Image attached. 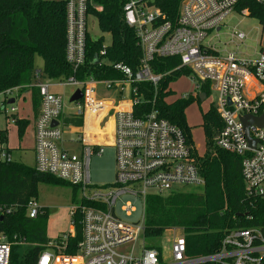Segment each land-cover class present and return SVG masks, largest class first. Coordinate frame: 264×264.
Masks as SVG:
<instances>
[{
  "label": "built area",
  "instance_id": "2783aa9c",
  "mask_svg": "<svg viewBox=\"0 0 264 264\" xmlns=\"http://www.w3.org/2000/svg\"><path fill=\"white\" fill-rule=\"evenodd\" d=\"M161 0H122L124 21L137 34L141 50L137 70L117 63L113 68L122 74L120 81L105 82L107 90L126 91L130 86L134 97L131 110H116L105 101L95 100L98 82L92 77L80 79L87 60L88 0H66V62L71 74L65 84L77 86L83 92V103L77 104L75 117L87 113H109L113 128L116 176L112 185L97 187L92 184L90 162L94 154L103 155L105 146H92L82 139L80 156L60 147L64 130L59 121L64 114L63 99L42 83L41 72L27 88H37L41 98V112L35 125V167L37 174L57 178L82 192L79 204L70 209L73 218L81 216L82 242L75 256L61 253L73 232L65 234L55 249L39 255L37 264H263L264 229L246 228L229 232L219 252L202 257L188 258L184 235L180 228L168 229L173 234L170 246L172 262L166 263L161 252L139 244L144 235V222L124 221L117 213L133 212L125 197L143 201L149 196H165L184 192L190 186L205 188L206 181L195 160V149L188 143L184 132L151 111L136 116L135 107L144 99L139 94L140 84H152L157 91L164 75L155 74L156 59L179 58V68L189 70V78L196 89L208 83L210 91L218 95L215 108L222 122L216 139L219 149L242 158V176L246 193L253 199H264V126L250 127V136L256 141L252 148L246 138L242 117H260L264 112V21L255 48L254 59L240 57V47L248 35L238 28L228 34L225 50L219 53L207 41L220 42L227 19L237 11L243 0H183L176 24L169 22L157 2ZM264 11V0H251ZM249 15V9L241 11ZM232 45L236 51L228 50ZM104 52L102 53V55ZM190 96V95H189ZM188 96V97H189ZM186 97V98H188ZM19 88L0 92V113L16 124L22 100ZM185 99V98H183ZM14 100V103H10ZM58 124L55 126L54 123ZM11 152L0 140V165L13 163ZM22 206L0 204V215L15 214ZM27 216L36 219L41 207L30 200ZM145 240V238H144ZM24 244L15 236L12 242L0 230V264H10L14 245ZM120 250H123L121 252ZM137 250V251H136Z\"/></svg>",
  "mask_w": 264,
  "mask_h": 264
},
{
  "label": "trees",
  "instance_id": "16d2710c",
  "mask_svg": "<svg viewBox=\"0 0 264 264\" xmlns=\"http://www.w3.org/2000/svg\"><path fill=\"white\" fill-rule=\"evenodd\" d=\"M88 15H95L99 28L109 33L112 44L103 49L102 39L87 38V60L80 78L92 75L98 80L121 78L113 66L96 63V58H106L113 63H122L132 70L140 64L141 50L135 30L124 21L122 0H88ZM183 0H161L157 7L165 19L176 24ZM96 7L101 8L98 12ZM249 9L251 17L264 21L263 9L251 0H243L238 12ZM66 49V1L64 0H0V92L19 88L32 92L35 108L41 105L37 88L27 87L34 81V60L39 56L44 61V73L50 79L69 76L71 69L65 58ZM179 58L156 59L152 66L155 74L164 75L157 91L152 84H140L139 94L143 103L135 107L136 116L156 111L158 116L179 127L193 147L191 128L185 118V110L195 100L188 98L167 102V90L171 80L188 74L179 68ZM202 92L209 98L208 83ZM206 151H195L198 165L206 185L201 193L177 192L165 196H149L144 206L143 222L146 237H160L168 229L184 231L188 257L213 255L220 251L222 241L232 230L246 228L264 229V199L250 198L242 176V158L219 149L216 137L222 129L220 117L214 107L203 113ZM76 127H83V118L67 120ZM20 132L26 125L22 121ZM67 123V122H66ZM3 133L0 135L3 139ZM195 149V147H194ZM46 181L59 185L61 180L37 174L36 171L18 162L0 165V204L22 206L15 214L2 217L0 230L12 242L17 236L24 244L14 245L10 264H37L39 255L55 249L47 237L49 210L41 208L36 219L27 216L25 205L36 200L38 182ZM80 213L71 218L74 235L67 239L64 255L75 256L82 242ZM61 240V239H60ZM60 240L56 243H60ZM59 253V252H58ZM264 264V259H263Z\"/></svg>",
  "mask_w": 264,
  "mask_h": 264
},
{
  "label": "rangeland",
  "instance_id": "374dc122",
  "mask_svg": "<svg viewBox=\"0 0 264 264\" xmlns=\"http://www.w3.org/2000/svg\"><path fill=\"white\" fill-rule=\"evenodd\" d=\"M262 21L260 18L245 16L242 12H234L226 21L221 34L220 42L216 40L211 41L209 39L207 44L215 46L219 53L225 50V44L228 42V34L233 30V28H238L240 31L245 32L248 35V41L240 47V57L244 59H254L255 58V48L261 34ZM90 34L100 35L98 26L89 24ZM110 38L105 37L103 45L107 46L109 44ZM228 50L236 51L235 46L229 45ZM34 70L43 71V60L39 56H35L34 60ZM42 83L50 86V91L59 95L64 102V114L67 116L69 114H75L77 112V105L75 103H70V98L76 89V86H66L57 84V80H51L49 78H43ZM61 83V82H60ZM171 89L174 94L171 99H182L189 95L196 96L197 89L191 78L186 76H180L179 78L170 81ZM25 93L24 95H26ZM28 95V94H27ZM25 100H19L16 107L19 110V117H27L30 121V126L28 130L25 131L24 136H19L16 126H14L10 120L6 119L4 113H0V133L8 130V143L7 146L13 151V159L18 162L24 163L26 166L32 165L33 155L31 153L30 147L32 144L33 135V116H32V103L29 96L25 97ZM111 97L106 94V92L100 91L96 94L95 100H109ZM218 95L215 91L211 92L207 101H197L192 102L185 110V118L187 124L191 128V138L193 140V145L197 150V153L201 156L206 151L205 136L202 130V113L206 112L212 107L217 105ZM34 103V102H33ZM35 106V105H34ZM105 123L102 122L101 128L105 127ZM32 129H31V128ZM78 134H72L68 130H65L63 135V141L65 140V146L71 154H79V143H71L70 140L77 141ZM26 147L28 149H26ZM90 175L92 184L97 187H103L105 185H112L115 182L116 176V166H115V150L113 147H105L103 155L99 156L94 154L90 162ZM202 188L196 186H190L184 189V192L191 193H201ZM36 203L39 207H44L49 210V226L48 235L50 240H55L60 233L68 234L71 232L70 227H72L71 216L69 214L70 209L76 204L80 203L82 198V192L75 189L71 184L61 182V184H51L46 181H41L37 183L36 186ZM126 203H130L133 206V212L127 213L121 212V206L118 204L116 207L119 216L127 222H143L144 205L143 201L134 198L125 197L123 199ZM69 215V217H68ZM177 235H184V231H177ZM173 234L168 230L160 237H147L144 240V235H140L139 244L143 243L148 248L160 249L162 254V259L166 263H171L170 246ZM123 252V250H120ZM137 251V250H136ZM192 259V257H188Z\"/></svg>",
  "mask_w": 264,
  "mask_h": 264
},
{
  "label": "crops",
  "instance_id": "0c3cea01",
  "mask_svg": "<svg viewBox=\"0 0 264 264\" xmlns=\"http://www.w3.org/2000/svg\"><path fill=\"white\" fill-rule=\"evenodd\" d=\"M64 1H66V0H64ZM96 9H97L98 12H101L102 11L101 8L96 7ZM89 24H92V25H95L96 24L98 26L99 31H100V35L90 34ZM106 36L110 38V41H109V44L107 46H104L103 45V41H104V39H105ZM88 37L90 38L91 41H98L99 39H102L101 43H102L103 49L101 51V56H102V53L104 52L103 50H105L107 47H110L111 44H112V37H111V35L109 33H103L100 30L99 24H98V19L96 18L95 15H88ZM65 58H66V49H65ZM96 60H97L96 63H101V64L107 66L108 68H111L114 64H117V63H113V62L107 60L104 57L103 58H96ZM43 68H44V61H43ZM185 70H187V69H185ZM36 72H41V71H36ZM35 73H34V75H35ZM41 75H42V79L47 77L46 74L44 73V70L41 72ZM181 76L189 77V70H188V74H183ZM89 77H92L94 80H96L98 82V87H97L98 94L100 93V91H102V92H106V94L111 97L109 100H106V101L103 100V101H105L106 106L108 107V109L109 108H114L116 110H125V111H130L131 110L130 100L134 97V95L132 94V89L130 88V86H126L125 87L126 88V91L125 92H120L118 89L107 90V88L105 87V82H108V81H120V80H122V77L121 78H117V79H103V80H98L95 77H93L92 75H88V76L85 75L83 78H80V79L85 80V79H87ZM179 77H177V78H179ZM33 78H34V76H33ZM66 78H68V76L67 77L62 76L60 78L51 79V80H57L58 81L57 84H59V85H66L65 82H64ZM68 86H70V85H68ZM167 90L170 92V95L166 98L167 102H170L171 103V102H173L175 100H180V99H175V100H172L171 99L172 95L174 94L173 90L171 89V84H168ZM77 91H81L82 92V90H80V88H78L75 91H73L71 97ZM197 91L198 92H197L196 96L193 95L194 98H197V97L199 98L200 94H204L202 92V89L201 90H197ZM25 93H27L28 95L27 94L24 95ZM21 94H22V97H23L22 100H25L26 99L25 97L26 96H29L31 98V103H32V110H33L32 116H33V120L34 121H33L32 144H31L30 150H31V153L33 155V159H32V165H30V166L27 165V166L30 167V168H32V169H34L35 162H36V158H35V125H36V121H37V119H38V117L40 115V112H41V105L39 104V107L38 108H35L34 103H33V100H32V92L31 91H29V90L27 92H22L21 91ZM207 99L208 98L206 96L205 101H207ZM79 102L82 104L83 103V99L81 98L80 100H78L76 102H73V103L76 104V103H79ZM215 112H216V110H215ZM108 114L109 113H106V112L104 113V111L100 112L99 114H90V113H87L86 116L83 119V122H84L83 127H80V128L79 127H76L70 121H67V120L79 119V117L73 116L74 114H72V115L69 114L67 116L65 114H63V116L61 117L59 123H60L62 129L64 130V134H65V130H68L72 134H78L79 135L77 141H74V140H70L69 141V142H71L73 144L74 143H79V146L77 147L79 149L78 156H80L82 154V152H83V143H82V139L83 138H84L85 141H87L92 146L113 147V146H111L113 144V128H112V125H111V120H110L111 118H109V119L107 118ZM202 115H203V113H202ZM17 117H18L17 123L16 124H13V125L16 126L19 136H22L23 137L25 131L28 130V128L30 126V121L27 119L28 116L21 117L20 118L19 117V114H18ZM19 121H22V123H26L25 127L23 129H21L22 132H20V124L18 123ZM102 122H104L106 124L104 128H101L100 127V125L102 124ZM201 127H202V125H201ZM202 130H203V128H202ZM4 132H6V133H3V139L1 140V137H0V140L2 141L3 145H5V147L11 152V154L13 156V152H12L13 150L7 146V143H8V130L7 131H4ZM203 133H204V130H203ZM218 135H217V137H218ZM217 137H216V139H217ZM60 147L62 149L67 150L69 152V150L65 146V140L60 143ZM26 149H28V148L26 147ZM195 151L197 152L196 149H195ZM14 162H18V161H16L14 159ZM18 163H21V162H18ZM21 164L25 165L24 163H21ZM201 190L203 191L204 189H201ZM41 208H44V207H41ZM68 217H69V215H68ZM49 222L50 221H49V218H48V224H47V237H48V239H49V235H48ZM70 230H71V232L74 233V228L73 227H70ZM60 234H62V235L61 236H58L55 240H51V242H55L56 243V242H58L65 235L64 232L63 233H60ZM144 238H147V237L144 235ZM158 250H160V249L158 248Z\"/></svg>",
  "mask_w": 264,
  "mask_h": 264
},
{
  "label": "water",
  "instance_id": "95a60500",
  "mask_svg": "<svg viewBox=\"0 0 264 264\" xmlns=\"http://www.w3.org/2000/svg\"><path fill=\"white\" fill-rule=\"evenodd\" d=\"M97 62V60H95ZM83 98V93L81 91H77L71 98L70 102H76ZM201 101H205L206 95L205 94H200L199 96ZM10 103H14V100H11ZM241 121L244 125V131L246 138L252 148L255 147L256 141L253 140L250 136V127L251 126H256L258 128H262L264 126V112L260 117H252V116H245L241 118ZM58 123L55 122L54 125L56 126Z\"/></svg>",
  "mask_w": 264,
  "mask_h": 264
}]
</instances>
